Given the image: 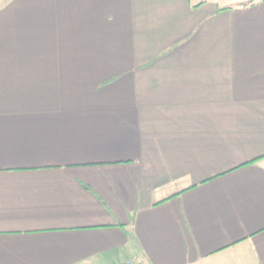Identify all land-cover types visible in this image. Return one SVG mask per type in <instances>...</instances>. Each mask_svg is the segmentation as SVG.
<instances>
[{"label": "crops", "instance_id": "0c3cea01", "mask_svg": "<svg viewBox=\"0 0 264 264\" xmlns=\"http://www.w3.org/2000/svg\"><path fill=\"white\" fill-rule=\"evenodd\" d=\"M241 3L0 1V264H264V0Z\"/></svg>", "mask_w": 264, "mask_h": 264}, {"label": "built area", "instance_id": "2783aa9c", "mask_svg": "<svg viewBox=\"0 0 264 264\" xmlns=\"http://www.w3.org/2000/svg\"><path fill=\"white\" fill-rule=\"evenodd\" d=\"M124 264H144V261L139 256H131L128 258Z\"/></svg>", "mask_w": 264, "mask_h": 264}, {"label": "rangeland", "instance_id": "374dc122", "mask_svg": "<svg viewBox=\"0 0 264 264\" xmlns=\"http://www.w3.org/2000/svg\"><path fill=\"white\" fill-rule=\"evenodd\" d=\"M0 1L2 2L3 0ZM215 1L221 4L222 6H227V5H235L239 2H245L248 0H215Z\"/></svg>", "mask_w": 264, "mask_h": 264}, {"label": "trees", "instance_id": "16d2710c", "mask_svg": "<svg viewBox=\"0 0 264 264\" xmlns=\"http://www.w3.org/2000/svg\"><path fill=\"white\" fill-rule=\"evenodd\" d=\"M255 3H256V0H248L246 2L239 4L238 6L248 7V6L254 5Z\"/></svg>", "mask_w": 264, "mask_h": 264}]
</instances>
